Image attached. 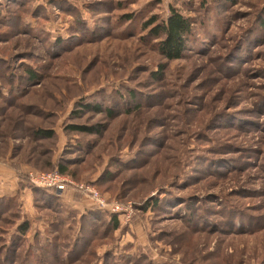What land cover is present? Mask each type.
I'll return each instance as SVG.
<instances>
[{
	"label": "rangeland",
	"instance_id": "374dc122",
	"mask_svg": "<svg viewBox=\"0 0 264 264\" xmlns=\"http://www.w3.org/2000/svg\"><path fill=\"white\" fill-rule=\"evenodd\" d=\"M172 7L193 22L192 49L179 60L142 39L143 22L166 20ZM263 18L264 0H0V65L25 80L16 103L0 99V169L26 182L9 195L20 204L4 205L0 236L19 247L16 226L31 223L8 264H35L40 245L51 248L49 264H264ZM130 89L141 107L128 113ZM51 129L52 138L36 135ZM57 162L76 175H65L75 184L58 190V208L20 176L57 171ZM76 184L124 205L118 229L84 226L80 215L100 209ZM80 226L86 238L60 261L53 250H72Z\"/></svg>",
	"mask_w": 264,
	"mask_h": 264
},
{
	"label": "trees",
	"instance_id": "16d2710c",
	"mask_svg": "<svg viewBox=\"0 0 264 264\" xmlns=\"http://www.w3.org/2000/svg\"><path fill=\"white\" fill-rule=\"evenodd\" d=\"M223 3H228V4H235L237 3L238 0H217ZM264 20V18H263ZM264 25V22H263ZM142 28L144 31H148V36L149 37H143V41L144 42H148V39H153V40H157V43H155V45L157 46V49L159 50V52L161 53V55L166 58L167 60H179L182 59L184 56H186V52L189 51L191 48V39H192V32H193V22L192 19L189 18L188 16L184 15L180 10L176 9L175 7L171 8L170 11V15L166 20H161L159 21L157 16H151L149 17L147 20H145L142 24ZM63 39V38H62ZM11 66L9 65H0V99H6L7 101V105L11 106L12 104L16 103L17 100L21 97V95L24 93V89H25V80L21 77L18 73H14L12 72L10 69ZM163 66L161 65L158 69V71H154L152 74L154 77L159 78L162 76L163 74ZM28 79L30 81L27 82H34L37 78V74L35 70H29L28 71ZM1 80H4L5 83H3ZM10 81H13V87H9L8 84L10 83ZM130 93V101H131V106H126L123 107L124 110H127L126 112L130 113L132 110H134V108L139 109L141 107L140 103H132L133 99L137 97L135 90L134 89H130L129 90ZM124 99V104L122 106H125L127 104V100L128 98H123ZM90 103H85L84 106L87 108V110H95L97 112H106L108 113L110 116H112L114 114V112L116 111L115 109H112L111 107H102L100 105H95L93 107H91L89 105ZM69 129L73 132H80V133H90L91 131H95L97 132V130H94L93 128L87 127V126H77V125H70ZM98 132H100L98 130ZM54 131L51 130H41V133L38 132V134H36L38 137L40 136H44L47 138H52L54 136ZM78 146V145H77ZM70 160H67V163L65 164H69ZM123 166H128L127 163L123 162ZM67 165H63L60 162H57L56 169L59 173L63 174V175H69L71 177H75L76 175L73 173V171H71L69 169V167H67ZM133 165H129V167H131ZM20 176H24V178H28L27 175L20 173ZM112 176L110 175H105L103 180H109L111 179ZM98 181V180H96ZM41 188V187H39ZM43 190L41 191V193H49L52 194V200H55L56 203V207L58 208V206L60 207V200H58L59 198V192L57 189L54 188H42ZM46 191V192H45ZM38 192V190L36 191ZM42 193V194H43ZM19 195L16 196H8V197H0V217H3L7 212V208L4 207V205H9L11 203V201H16L17 204L19 205ZM44 203H50L49 201L51 200H44ZM6 205V206H7ZM37 205V202H36ZM156 205V203H153V206ZM4 207V208H3ZM47 207V206H46ZM52 209L56 210V207L53 208L52 205L50 206ZM10 211L12 209V207L8 208ZM101 210H92L86 214H82L80 215V220L83 221L84 226H90L91 231H94V228L98 229V224L97 222H99L98 220H101V222H107V225L105 227V231L102 232L105 233L107 232V229L112 230L111 228H113L114 230L118 229L120 226V223L117 219L116 214H112L109 213V215H105L103 216L102 213L100 212ZM73 213V212H71ZM77 213V212H74ZM13 214V218L14 221L13 226H15V222L16 219L19 218V214L15 215V213H11ZM61 217V216H60ZM233 217H235L234 213H228V219L227 221L230 219H232ZM16 218V219H15ZM28 219V218H27ZM25 220L24 222H22L21 224L18 223L16 226V231L18 232L16 235H20L22 238L19 240V247H17L16 245L12 246L11 244L9 245V243L7 244V240L6 242L4 241V237L0 236V241L3 242L4 245V252H2V257L0 259L1 264H8L10 262H15L16 258L18 256V249L21 247L20 245L23 244L24 246V242H26L27 240V236L30 230V220ZM59 218L57 222L52 223L51 228L53 227V225L55 223H59L57 227L61 226V221ZM239 220L241 219L238 218ZM63 220V219H62ZM111 226V227H110ZM54 229V228H52ZM221 229V228H220ZM14 229H11V232ZM80 233L78 234V238H76L77 240L74 242L73 244V248L72 250H64L62 251L61 249L59 250H53L54 254H58L60 255V261H67L69 259V255L72 253V251L75 249L74 247L77 245V241L79 242V240H81L82 237H85L83 235V227L80 226ZM108 230V231H110ZM56 231V230H55ZM242 230L238 231L241 232ZM255 230H251V232H253ZM58 234V233H57ZM59 237H62V235H59ZM54 239H57V237H53ZM86 238V237H85ZM93 238V237H92ZM91 243V238L89 239V241L87 242V245ZM26 245L30 246L28 248V251L26 252V254H30L29 251L32 250V246L30 245V243H26ZM22 246V247H23ZM22 247L20 249H22ZM35 248L37 249V253L35 255V257L37 258L36 263L35 264H49L48 261H46L45 259V254L46 252L49 251L50 246L47 245H40V246H35ZM19 249V250H20ZM11 254V257H9V255ZM27 262V260H26ZM23 263V264H26Z\"/></svg>",
	"mask_w": 264,
	"mask_h": 264
},
{
	"label": "built area",
	"instance_id": "2783aa9c",
	"mask_svg": "<svg viewBox=\"0 0 264 264\" xmlns=\"http://www.w3.org/2000/svg\"><path fill=\"white\" fill-rule=\"evenodd\" d=\"M27 176L31 183L38 187H45V188H54L57 190H63L67 188L70 184H75V182L70 179L69 177H66L65 175L59 173L58 171L54 172H33L29 171L27 173ZM78 185V188L81 190H84L92 196V198L95 200V203L97 207L100 210H103L107 213L115 214L123 209L124 205L120 202L114 203V204H108L104 198L101 197L98 190L93 185H85V184H76ZM69 187V186H68Z\"/></svg>",
	"mask_w": 264,
	"mask_h": 264
},
{
	"label": "crops",
	"instance_id": "0c3cea01",
	"mask_svg": "<svg viewBox=\"0 0 264 264\" xmlns=\"http://www.w3.org/2000/svg\"><path fill=\"white\" fill-rule=\"evenodd\" d=\"M22 170L25 174H27L29 172V170H27V169H22ZM11 179H13V180H11ZM0 180L2 181V183L0 181V197H6L9 195L17 194L16 192H18L17 190L20 186V183L21 182L26 183L18 175L14 176L10 171L5 172V171H3V169H0ZM25 187H24L25 190L20 189V192L22 191V193H23L21 196L23 201H25L27 199V197L25 198L24 193L27 192L28 188H27V186H25ZM63 194L64 193H62L61 196H63ZM25 204H28L27 201ZM86 206H89L88 207L89 209L92 208V206H93L92 201H88Z\"/></svg>",
	"mask_w": 264,
	"mask_h": 264
}]
</instances>
